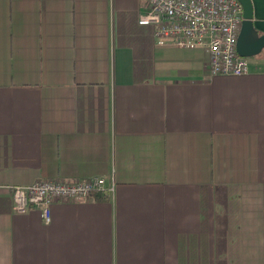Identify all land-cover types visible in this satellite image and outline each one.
<instances>
[{
  "label": "crops",
  "instance_id": "crops-1",
  "mask_svg": "<svg viewBox=\"0 0 264 264\" xmlns=\"http://www.w3.org/2000/svg\"><path fill=\"white\" fill-rule=\"evenodd\" d=\"M147 9L0 0V264H264V48L212 76L137 24ZM90 177L112 190L48 223L7 189Z\"/></svg>",
  "mask_w": 264,
  "mask_h": 264
},
{
  "label": "built area",
  "instance_id": "built-area-1",
  "mask_svg": "<svg viewBox=\"0 0 264 264\" xmlns=\"http://www.w3.org/2000/svg\"><path fill=\"white\" fill-rule=\"evenodd\" d=\"M148 9L138 16L137 24L153 29L158 43L170 40L178 48L200 49L208 55L212 76H242L247 62L236 53L242 7L236 0H146ZM13 210L25 214L39 209L49 222L54 202H76L109 192L100 177L72 182L39 180L28 186H9Z\"/></svg>",
  "mask_w": 264,
  "mask_h": 264
},
{
  "label": "water",
  "instance_id": "water-1",
  "mask_svg": "<svg viewBox=\"0 0 264 264\" xmlns=\"http://www.w3.org/2000/svg\"><path fill=\"white\" fill-rule=\"evenodd\" d=\"M236 1L242 7V21L236 41V53L239 57L247 59L258 55L264 48V34L259 35L254 28L250 0Z\"/></svg>",
  "mask_w": 264,
  "mask_h": 264
},
{
  "label": "trees",
  "instance_id": "trees-1",
  "mask_svg": "<svg viewBox=\"0 0 264 264\" xmlns=\"http://www.w3.org/2000/svg\"><path fill=\"white\" fill-rule=\"evenodd\" d=\"M95 197H99V194H96Z\"/></svg>",
  "mask_w": 264,
  "mask_h": 264
},
{
  "label": "rangeland",
  "instance_id": "rangeland-1",
  "mask_svg": "<svg viewBox=\"0 0 264 264\" xmlns=\"http://www.w3.org/2000/svg\"><path fill=\"white\" fill-rule=\"evenodd\" d=\"M248 59H250V58H247L246 60H248Z\"/></svg>",
  "mask_w": 264,
  "mask_h": 264
}]
</instances>
